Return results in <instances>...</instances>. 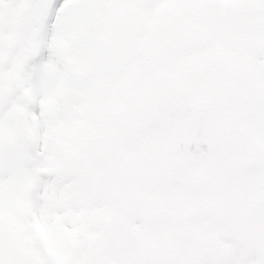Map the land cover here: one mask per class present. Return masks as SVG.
<instances>
[{
	"label": "snow or ice",
	"instance_id": "6c2138e0",
	"mask_svg": "<svg viewBox=\"0 0 264 264\" xmlns=\"http://www.w3.org/2000/svg\"><path fill=\"white\" fill-rule=\"evenodd\" d=\"M0 264H264V0H0Z\"/></svg>",
	"mask_w": 264,
	"mask_h": 264
}]
</instances>
